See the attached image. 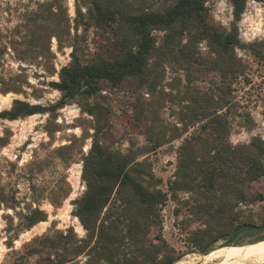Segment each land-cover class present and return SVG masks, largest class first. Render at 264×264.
<instances>
[{
  "label": "rangeland",
  "instance_id": "374dc122",
  "mask_svg": "<svg viewBox=\"0 0 264 264\" xmlns=\"http://www.w3.org/2000/svg\"><path fill=\"white\" fill-rule=\"evenodd\" d=\"M177 1L0 0V112L9 110L16 99L50 108L61 94L49 83L59 80L62 67L72 60L85 65L107 59L114 48L115 28L111 22L98 20L102 18L98 8L140 15L168 10ZM234 1L206 0L209 37L205 40L193 30L183 36L178 26L169 43L165 32L153 30L155 50L144 83L133 79L119 87L105 83L97 94L77 96L56 111L0 119V264H10L11 242L14 249H20L36 236L69 227L79 238L85 237L72 214V202L86 191L83 160L94 141L123 154L148 145L133 102L150 98V81L161 107L159 123L168 129L181 128L178 119L188 113L186 99L205 94L226 102L220 112L228 116L230 143H248L254 137L264 142V0H238L243 10L237 16ZM227 37L234 44L224 56L217 39ZM185 136L139 157V161L149 160L163 192H168V182L175 179L176 151ZM252 188L264 193V180ZM177 197L185 199L188 194ZM176 204L168 193L161 210L168 253L160 259L204 254L197 251L211 239L187 238L174 216ZM263 242L264 228L247 230L232 241L220 240L206 253L229 243L255 248ZM39 260L34 257L27 263L40 264Z\"/></svg>",
  "mask_w": 264,
  "mask_h": 264
},
{
  "label": "trees",
  "instance_id": "16d2710c",
  "mask_svg": "<svg viewBox=\"0 0 264 264\" xmlns=\"http://www.w3.org/2000/svg\"><path fill=\"white\" fill-rule=\"evenodd\" d=\"M237 1L233 2L236 16L243 10V4L239 6ZM205 2L178 0L168 10L140 15L98 8L102 16L98 20L111 22L115 28L114 48L106 54L107 59L85 65L72 60L61 68L59 80L49 83L61 94L53 106L45 108L16 99L9 110L0 112V119L17 120L56 111L77 96L97 94L101 84L119 87L132 79L144 83L155 50L152 31L165 32V39L172 43L179 26L183 36L193 30L205 40L209 37ZM230 40L217 39L224 56L234 44ZM152 82L147 85L150 98L133 102L135 118L148 145L123 154L94 141L83 160L86 191L72 202V214L85 230V237L79 238L69 227L36 236L20 249H14L11 242L10 264H28L34 257L40 264H173L184 255L160 259L168 253L161 217L168 193L177 203L174 216L187 238L211 239L199 253L211 251L220 240L232 241L244 231L264 228V193L252 188L264 180V142L254 137L248 143H230L228 116L220 112L226 102L205 94L186 99L188 113L178 119L181 128L168 129L159 123L161 107L154 98ZM183 135L176 151L175 179L168 182L166 193L158 188L149 160L139 161V157ZM178 193H187L188 197L179 199Z\"/></svg>",
  "mask_w": 264,
  "mask_h": 264
},
{
  "label": "bare ground",
  "instance_id": "6f19581e",
  "mask_svg": "<svg viewBox=\"0 0 264 264\" xmlns=\"http://www.w3.org/2000/svg\"><path fill=\"white\" fill-rule=\"evenodd\" d=\"M79 228H81L80 225ZM173 264H264V242L255 248H249L239 243H229L214 253L180 259Z\"/></svg>",
  "mask_w": 264,
  "mask_h": 264
}]
</instances>
